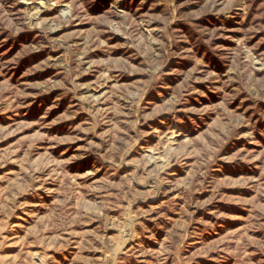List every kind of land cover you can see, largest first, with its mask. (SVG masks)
<instances>
[{
  "label": "rangeland",
  "instance_id": "374dc122",
  "mask_svg": "<svg viewBox=\"0 0 264 264\" xmlns=\"http://www.w3.org/2000/svg\"><path fill=\"white\" fill-rule=\"evenodd\" d=\"M0 264H264V0H0Z\"/></svg>",
  "mask_w": 264,
  "mask_h": 264
}]
</instances>
